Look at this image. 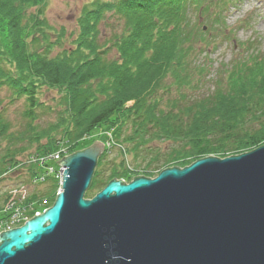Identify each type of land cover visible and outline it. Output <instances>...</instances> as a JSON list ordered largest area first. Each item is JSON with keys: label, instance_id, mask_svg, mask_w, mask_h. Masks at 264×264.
I'll return each mask as SVG.
<instances>
[{"label": "trees", "instance_id": "obj_1", "mask_svg": "<svg viewBox=\"0 0 264 264\" xmlns=\"http://www.w3.org/2000/svg\"><path fill=\"white\" fill-rule=\"evenodd\" d=\"M41 1L0 0V34L8 41L0 45L7 63H0V86L26 97L30 119L41 106L37 94L42 86L55 90L56 102L63 106L58 122L35 134L36 155L55 149L54 133H62L74 152L93 129L107 125L113 141L131 157L127 166L153 177L168 167L183 168L206 156L238 155L264 144V53L248 51L250 42L241 45L244 54L220 67L212 90L190 94L207 75L208 63L198 61L204 34L199 22L215 18L211 10L219 5L213 0L210 5L207 0H95L81 12L73 46L55 57L27 51L20 36L32 28L25 7ZM193 9L196 23L189 14ZM41 12L38 8L30 18L32 36L41 26ZM108 12L122 23L110 39L116 51L111 59L104 56L109 46L99 43V25ZM6 130L0 119V135ZM163 141L169 143L166 149L155 144ZM23 150L1 157L0 178L18 163ZM107 155L105 147L86 196L112 179L129 182L139 176H130L134 169H127L123 160L105 166ZM27 168L31 176L36 174L35 167ZM51 183L42 194L53 202L57 183Z\"/></svg>", "mask_w": 264, "mask_h": 264}, {"label": "water", "instance_id": "obj_2", "mask_svg": "<svg viewBox=\"0 0 264 264\" xmlns=\"http://www.w3.org/2000/svg\"><path fill=\"white\" fill-rule=\"evenodd\" d=\"M103 150L95 140L58 161L60 192L0 233V264H264V144L112 179L89 198Z\"/></svg>", "mask_w": 264, "mask_h": 264}, {"label": "rangeland", "instance_id": "obj_3", "mask_svg": "<svg viewBox=\"0 0 264 264\" xmlns=\"http://www.w3.org/2000/svg\"><path fill=\"white\" fill-rule=\"evenodd\" d=\"M94 1L95 0H42L34 6H26L25 19L30 22L32 28L26 29L25 31L22 30L20 34L25 41V49H27V51L39 52L47 57H55L69 50L73 46V39L77 37L79 18L83 8L89 6ZM207 1V3H210L209 0ZM216 1L218 0H213V2ZM217 4L222 6V9L217 11L220 18L218 20L213 17L210 20L202 18L199 22L200 26L205 28L203 29V44L199 46L200 52L198 53V61L200 64L206 65V63H208L209 66L206 65L205 73L207 75L202 84L191 90L190 94L192 96H201L203 93L212 90L213 81H215L216 74L220 67L231 62L238 54L245 53L241 46L243 43H251L248 51L254 49L258 50L259 53H264V0H230L225 4L223 2ZM38 8L42 9L40 15L42 23L38 32L32 36L33 26L30 18ZM106 16V20L99 25V43H106V45L109 46L104 56L111 59L116 58V51L114 47L110 46V39L114 32L120 30L122 23L121 21L118 22L115 16L110 15L109 12ZM190 16L191 21L196 23L198 14L195 9L190 12ZM0 43H2L0 45L3 47L4 44H8V41H6L5 36L2 34H0ZM0 58V63L5 66L7 63L4 60V56L0 55ZM14 72L15 71H11V73ZM13 91L14 90L9 88L8 85L4 84L0 86V119L7 124L5 134L0 135V161L1 157L11 150L24 149L16 156L18 160L26 158L28 154L37 153L36 145L32 142V140L37 137L35 134L40 133L41 130V132L48 131L58 122V117L63 111V106L61 107L56 102L58 93L53 89L42 86L37 94L38 102L41 103V106L36 109V118L30 119L25 115L27 109L26 97L21 93ZM130 104L131 102L127 103L126 106ZM109 133L112 134L113 130L112 127L107 125H101L93 129L90 134L80 140L78 150L76 151L85 149L95 140L108 143ZM54 135H57L56 138L61 142H67V140L62 137V133H54ZM113 140L114 139L108 143V155L103 164L106 166L107 163H120V161L123 160L127 169L130 171L134 169L129 173L130 176L145 174L139 167L133 168L131 163H129L130 168L127 166L126 163L130 162L131 157L125 153L124 146H121ZM41 142H44V140ZM155 144L163 149H166L169 145V143L165 141L156 142ZM68 152H70V150ZM27 165L28 163H25L24 168L27 169V173H29ZM9 172L0 178L1 198L6 192L4 190L7 188V185L26 180L23 174V172H26L25 170L14 172V169H11ZM60 190L61 185L58 183V190L55 192V198ZM98 190L99 188L94 189L92 193L87 194V196L91 198ZM30 192H34V190L30 189ZM33 198L39 199L40 197L34 196ZM52 203L53 202H50L48 198L47 205L51 206ZM41 205L36 209L40 214L44 212L43 206ZM2 217L0 213V224L3 223V221H1ZM20 225H23V223ZM2 231L7 230H0V232Z\"/></svg>", "mask_w": 264, "mask_h": 264}, {"label": "built area", "instance_id": "obj_4", "mask_svg": "<svg viewBox=\"0 0 264 264\" xmlns=\"http://www.w3.org/2000/svg\"><path fill=\"white\" fill-rule=\"evenodd\" d=\"M68 152L67 146L60 144L57 150L46 156H31L28 163L34 162L39 167L45 169V174H52L61 183V177L63 167L57 166L61 157ZM44 181V175L36 177L32 183H42ZM3 197H0L1 207L0 213L3 216V223L0 224V230H10L12 228L20 226L31 217L39 215L40 212L36 210L39 205L43 206L44 211L49 205H47L48 199L45 197L29 198L30 192L27 185L22 183H16L8 187ZM46 207V208H45ZM4 232V231H2ZM1 233V232H0Z\"/></svg>", "mask_w": 264, "mask_h": 264}]
</instances>
